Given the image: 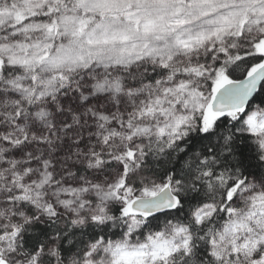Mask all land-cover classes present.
I'll use <instances>...</instances> for the list:
<instances>
[{
  "label": "snow or ice",
  "instance_id": "snow-or-ice-1",
  "mask_svg": "<svg viewBox=\"0 0 264 264\" xmlns=\"http://www.w3.org/2000/svg\"><path fill=\"white\" fill-rule=\"evenodd\" d=\"M0 264H264V0H0Z\"/></svg>",
  "mask_w": 264,
  "mask_h": 264
}]
</instances>
